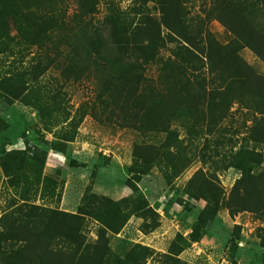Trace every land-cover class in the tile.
<instances>
[{"label":"rangeland","instance_id":"rangeland-1","mask_svg":"<svg viewBox=\"0 0 264 264\" xmlns=\"http://www.w3.org/2000/svg\"><path fill=\"white\" fill-rule=\"evenodd\" d=\"M40 3L0 38V264H264V0Z\"/></svg>","mask_w":264,"mask_h":264},{"label":"trees","instance_id":"trees-1","mask_svg":"<svg viewBox=\"0 0 264 264\" xmlns=\"http://www.w3.org/2000/svg\"><path fill=\"white\" fill-rule=\"evenodd\" d=\"M40 1L41 0H0V17L2 18L3 16L5 18L4 21H0V38H10V35L16 32L22 37H27V39H31L40 45L44 41L47 42L50 38L49 34L61 28V21H63L65 12L63 10L58 11L59 6L55 8L51 6H42ZM59 1L60 3L63 2V0ZM259 43L262 45V41ZM29 105L39 113L41 118L47 119V117H43L44 115L40 114L47 111L46 108L36 103H31ZM47 121L49 120L47 119ZM43 125L45 130H51L50 127H47V123ZM60 137L61 136L55 137V140L50 144L51 148L58 152L63 151ZM62 137H66V139H64L66 141L72 139V136H67L66 134L62 135ZM138 168L139 169L133 167V170L132 168L129 169L130 173H136L135 176H132L133 181H127L129 188H133L144 173L140 166H138ZM215 213V206H205L197 218V230L201 229L203 225L210 221Z\"/></svg>","mask_w":264,"mask_h":264}]
</instances>
